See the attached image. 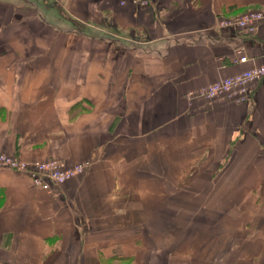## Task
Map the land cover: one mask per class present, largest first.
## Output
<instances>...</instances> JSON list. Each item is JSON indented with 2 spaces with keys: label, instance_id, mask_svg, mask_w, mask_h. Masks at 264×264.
<instances>
[{
  "label": "crops",
  "instance_id": "1",
  "mask_svg": "<svg viewBox=\"0 0 264 264\" xmlns=\"http://www.w3.org/2000/svg\"><path fill=\"white\" fill-rule=\"evenodd\" d=\"M14 1L0 0V153L91 164L49 191L0 166V264H142L146 257L150 264H185L169 260L171 239L155 238L159 230L150 232L156 240L149 244L145 236L127 239L125 227L137 221H126V205L117 200L125 199L127 169L138 179L173 178L174 151L179 156L184 145L192 146L187 150L194 157L187 160L214 163L208 169L228 171L234 186L259 178L254 185L264 216V77L250 84L245 103L217 97L189 105L185 99L189 91L264 62V23L252 35L214 26L221 17L263 7L264 0H155L148 11L128 0H61L65 12L53 0L56 21L33 0H21L20 11ZM28 4L36 8L29 11ZM82 17L99 18L106 31L139 35L146 43L92 35L85 26L94 25ZM35 20L70 38L65 45H29L24 35L30 36L28 24ZM204 27L210 28L197 41L165 38ZM14 32H21L20 45L6 40ZM73 34L107 40L110 47L71 45ZM221 36L224 43L212 42ZM237 44L253 61L232 62ZM253 205L232 202L244 226L257 223ZM260 234H241L248 242L241 262L264 264V229Z\"/></svg>",
  "mask_w": 264,
  "mask_h": 264
},
{
  "label": "rangeland",
  "instance_id": "2",
  "mask_svg": "<svg viewBox=\"0 0 264 264\" xmlns=\"http://www.w3.org/2000/svg\"><path fill=\"white\" fill-rule=\"evenodd\" d=\"M33 1L36 5L39 4L41 9L51 11L52 16L51 18L49 16V19L55 21L56 18L59 19L57 15L59 16L60 13L55 9L53 0ZM128 1L132 5L139 6L143 11H148L151 8V6L136 5L132 0ZM22 3L25 4L21 0H15V10L20 11L19 7ZM59 3L65 12L62 1L60 0ZM29 6V11H33L36 8L32 4ZM23 10L25 11L26 9ZM80 20L91 22L94 25L90 28L85 26V31L92 35L103 34L105 36L119 37L114 31H106L99 24L101 23L99 18L82 17ZM28 26L31 33L30 36L24 35V39L29 38V45H37L39 42H45L43 45H65L66 41L70 38L69 35H71L54 33V30L49 25L43 24L38 20L30 21ZM98 27L99 29H97ZM19 36H21V32H14L8 34L6 40L11 41H8L10 45H20L22 38ZM127 36L133 37L134 35ZM127 36L125 38H128ZM71 37L73 39L71 45H85L87 41L88 44L94 42L93 45H101V47L105 48L110 47L107 40H104L105 43H100L88 38H81L74 34ZM195 100L192 99L190 102L187 101V103L192 105ZM181 139H178L179 144L182 143ZM184 141L188 142V140ZM180 147L182 146L180 145ZM183 147L185 148L179 151V156L174 151L175 159L169 170V176L174 174L173 178L166 179L165 177H158L155 179L142 177L138 179L130 173L129 169L126 170L125 184L128 186L124 194L125 196H123L125 199L117 200L120 202V206L123 204L126 205V221H137L125 227L126 235L128 236L127 239H132L134 236H145L149 244V240L155 241L156 237L160 239L164 235L161 239L163 242L165 236H167V239H171V241H167V245L169 247L172 246V250L169 253V260L171 261L174 257H179L185 264H229L230 260L233 261V264H253L250 262L243 263L240 260V256L244 255V250L247 248L246 245L248 243L242 239L241 234L244 233L245 229H248L249 233L253 232L259 235L262 233V229H264V216L261 214L258 215V213H261L260 205L262 202V194L257 192L254 185L260 179L252 177L245 184H242V181H240L234 186L232 182L235 178L228 177V171L221 172V174L217 170H209L208 166L210 165L213 168L214 163H209L205 159L196 161L195 163L193 160H187L191 156L192 158L194 157L189 152L192 146L189 145L187 147V145H184ZM176 148L177 146L174 147V150ZM183 150L185 154H183ZM199 150L200 147L197 145L194 147L193 152L198 153ZM162 153V156L161 154L158 155L157 167L159 169L164 168L162 165L165 164L164 151ZM183 159L186 161H183ZM192 162L195 164L193 165L195 167L193 169ZM190 169L193 171L190 174H186ZM231 189H233V193L230 195L228 192ZM135 191L141 192L137 194ZM251 192H254V194L252 195ZM232 202L241 203V206L245 204L248 209L253 203L252 212L254 214V220L257 222L256 225H242L239 219L242 216V211L235 210ZM149 219L152 221L151 223ZM235 219L238 220L235 221ZM152 223H154L153 226L150 225ZM238 227L239 231L236 232ZM150 229H153V231H150ZM155 230H159V233L161 232L162 234L158 235V233L155 238L152 237L150 239V232L152 233ZM237 233L239 234L238 240L235 239ZM152 235H155V233ZM254 250V254H256L258 248ZM235 259H237V263H235ZM150 260L149 257H146L141 263L150 264Z\"/></svg>",
  "mask_w": 264,
  "mask_h": 264
},
{
  "label": "built area",
  "instance_id": "3",
  "mask_svg": "<svg viewBox=\"0 0 264 264\" xmlns=\"http://www.w3.org/2000/svg\"><path fill=\"white\" fill-rule=\"evenodd\" d=\"M155 0H132L136 5L151 6ZM122 4L124 0L121 1ZM264 23V6L260 8H251L244 12L231 16L221 17L215 28L230 33H242L252 35L255 33L258 25ZM210 27H204L192 31L191 33H174L165 35V38L178 43H187L199 40L200 36ZM238 37V36H237ZM121 38V37H119ZM133 45L144 44L146 40L142 36L121 38ZM213 43L225 42V37L221 36L212 40ZM234 57L232 62L242 64L253 61L245 52L241 44H237L233 48ZM264 77V62L256 64L252 62L249 67L241 71L220 77L198 90L189 91L186 94V100L190 102L192 99L213 100L217 97H224L234 102L245 103L249 101V86L252 82L260 80ZM89 159H83L77 162L69 163L63 159L56 157H48L44 159L24 160L14 155L0 153V166L9 168L20 173L30 179L33 186L51 190L54 185L62 184L68 179L83 173L90 166Z\"/></svg>",
  "mask_w": 264,
  "mask_h": 264
}]
</instances>
